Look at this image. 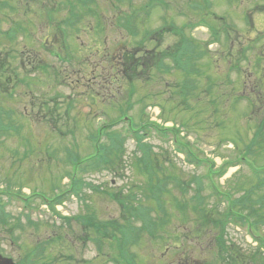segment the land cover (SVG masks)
I'll return each mask as SVG.
<instances>
[{
  "label": "rangeland",
  "instance_id": "obj_1",
  "mask_svg": "<svg viewBox=\"0 0 264 264\" xmlns=\"http://www.w3.org/2000/svg\"><path fill=\"white\" fill-rule=\"evenodd\" d=\"M70 1L82 5V13L92 8L94 17L68 26L70 9L65 3ZM88 2L0 0V112H14L15 118L5 124L12 123L7 128L19 130L3 135L0 141V254L18 262L25 256L30 264L34 260V264H56L71 254L83 264H119L115 260H120L123 251L127 257L135 254L137 264H182L191 258L198 263L214 262L218 248L213 245L206 250L210 238L204 234L192 241L188 236L196 199L186 210L178 203L189 205L198 196L206 208L217 209L212 191L207 187L201 191L196 180L208 172L207 166L194 170L177 156L170 138L143 126L157 123L177 129L185 144L200 157L213 159L218 170L224 162H238V153L246 147L251 148L257 166L264 164V61L259 58L264 44V0H95L91 6ZM210 4L209 11L204 9ZM208 12V19L219 27L223 24L216 17L225 20L230 38L222 34L209 40V32L199 25ZM58 20L63 23L58 25ZM97 22L102 23L100 29ZM161 28L165 31L154 33ZM12 31L16 32L13 42L5 34L14 35ZM127 45L126 57L134 59L130 68L111 59ZM193 47L195 57L188 54ZM220 52L225 54L220 57ZM231 62L239 68L234 69ZM241 68L261 74L259 90L251 93V88L244 87L247 79L239 73ZM59 70L63 75L57 77ZM58 78L66 79L68 85ZM248 95L253 100L248 102ZM124 114L141 135L147 133L137 146L143 150H137L136 142L128 137L124 148L113 156L115 164L78 170L70 185L67 173L73 170V157L69 152L82 158L94 155L96 143L91 137L98 134L96 130L116 121L115 131L126 130L128 124L120 119ZM103 132L100 144L106 142L111 128ZM152 147L157 162L152 167L141 165L138 157ZM225 168L224 176L215 178L221 189L242 198L252 186L253 202L264 195V187L260 189L251 178L247 166ZM174 175L186 181L180 182L185 191ZM83 179L93 187L79 197L67 192ZM161 189L165 193L158 209L151 195ZM5 191L27 198V209L11 202ZM37 195L47 198L58 212L47 210ZM139 204L152 210L138 211ZM88 215L94 221L86 231L77 217ZM150 215L154 223L139 240L131 238ZM113 221L117 227L104 233L108 239L96 231L100 222ZM156 223L158 230L150 235L149 227ZM247 226L239 229L231 224L226 235L236 253L245 254L249 262L254 248L264 250V243L254 242ZM260 233L264 239V220ZM121 264L132 263L123 259Z\"/></svg>",
  "mask_w": 264,
  "mask_h": 264
},
{
  "label": "trees",
  "instance_id": "obj_2",
  "mask_svg": "<svg viewBox=\"0 0 264 264\" xmlns=\"http://www.w3.org/2000/svg\"><path fill=\"white\" fill-rule=\"evenodd\" d=\"M3 123L4 122H2V120H0V129H3V127H4V124ZM138 142H139V140H138ZM103 147H100V150H102ZM139 147H140V145H139ZM119 149H120V146L113 145L112 141H110V146H109V152L110 153H107L106 156H105V158H103L104 155H103V157L101 155L100 158L97 155H91V157H96L97 159H100V160H101V158H103V160H101V165L111 166L113 163L115 164V162H113V156L115 155V153ZM154 162H157L155 160V158H154V153L151 150H148V149L145 151V153L143 154V156L141 158H139V163L141 165H148V166H151L152 167V164H154ZM95 167H97V165H93L91 169H94ZM87 170H89V168L86 169V171ZM262 187H264V184L261 181L260 182V189ZM253 190H254V187L252 188V186H251L250 189L244 190L245 194L243 196L244 197H250L251 196L250 195V192H252ZM251 203H250V206L247 203H240L239 201L232 203L234 213H242L245 210L246 211H251V212H253L256 215V218H258L262 222L264 220V195H262L256 202H253L252 204ZM159 204L160 203H158V207H160ZM137 207H138V211H139V210H141L142 205H138ZM132 208H133V206L131 204H129V209H132ZM93 221H91L92 224L89 221H85L84 224L86 225V227H92L93 226ZM97 225L98 226H97L96 231H98L99 234L101 233L103 236H106L104 234L106 231H110V227H112V228H116L117 227V224L116 223H113L111 226L108 225L107 223L106 224L99 223ZM256 228H258V227H256ZM157 230H158V226L155 225L154 226V233H156ZM150 234L153 235L152 232H150Z\"/></svg>",
  "mask_w": 264,
  "mask_h": 264
},
{
  "label": "flooded vegetation",
  "instance_id": "obj_3",
  "mask_svg": "<svg viewBox=\"0 0 264 264\" xmlns=\"http://www.w3.org/2000/svg\"><path fill=\"white\" fill-rule=\"evenodd\" d=\"M251 27H254L253 24L250 25ZM259 82H256L254 85H253V88L252 90L254 89H259V87H261L260 85H258Z\"/></svg>",
  "mask_w": 264,
  "mask_h": 264
},
{
  "label": "water",
  "instance_id": "obj_4",
  "mask_svg": "<svg viewBox=\"0 0 264 264\" xmlns=\"http://www.w3.org/2000/svg\"><path fill=\"white\" fill-rule=\"evenodd\" d=\"M0 264H12V263L6 260L1 261V258H0Z\"/></svg>",
  "mask_w": 264,
  "mask_h": 264
}]
</instances>
